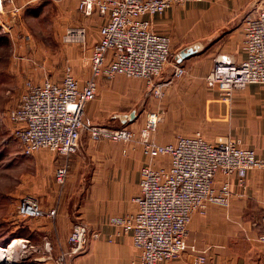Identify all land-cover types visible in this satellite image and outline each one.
<instances>
[{
  "label": "crops",
  "instance_id": "1",
  "mask_svg": "<svg viewBox=\"0 0 264 264\" xmlns=\"http://www.w3.org/2000/svg\"><path fill=\"white\" fill-rule=\"evenodd\" d=\"M46 1L55 5L58 33L66 27L85 29L84 39L79 40L82 44L65 47L68 59L63 55L65 63L70 62L76 78L84 84L91 75L93 46L100 39V28L107 22L108 14L103 15L97 5L90 13L79 12L81 0H12L8 6L11 9L13 4L14 9L22 10L21 16L24 14V18L31 19L39 15L37 10ZM257 1L178 2L163 14L148 17L153 29L171 37L172 57L182 45L212 37L227 28L203 52L186 59L172 80L165 83L159 101L161 133L154 136L158 143H173L179 135L191 136L201 131L209 143L233 140L256 150L258 155L264 154V84L235 87L232 96L227 98L207 82L215 57L221 56L231 63L245 59L244 25L241 22L236 26V23L245 11L256 8ZM2 17L8 21L5 14ZM34 58L37 59L33 57L31 64L24 62L26 58L17 63L22 92L27 81H24L25 75L34 83L44 80L38 81L42 72ZM63 76L64 71L57 81ZM118 76L111 82L99 78L98 89L108 87L109 83L120 85L124 79ZM153 113L146 111L130 124L136 133L132 141L103 139L95 142L84 135L80 149L71 157L48 149L35 152L29 160L36 172L34 192L28 194L35 193L46 208H56L57 215L31 218L24 225L17 206L25 194L20 195V189L9 195L2 192L0 198L4 199V205L8 203L6 209L9 207V210L0 212V257L5 256L0 263L35 264L39 251H44L45 237L67 248L68 236L80 221L89 226L90 235L85 251L71 264H139V251L133 245L132 235L112 220L136 211L133 198L140 191L141 169L145 164L153 167L170 164L168 156L147 157L143 152L142 135L137 129L153 125L155 130L158 122ZM67 161L69 173L61 187L56 182L55 171ZM226 179L233 191L231 203L227 206L211 204L205 213L195 212L188 226L187 250L180 258L160 264H194L200 253L207 257L205 264H264V242L259 239L264 233V169L250 171L245 186L238 184L236 175L217 176L218 183ZM15 239L19 243L9 248Z\"/></svg>",
  "mask_w": 264,
  "mask_h": 264
},
{
  "label": "built area",
  "instance_id": "2",
  "mask_svg": "<svg viewBox=\"0 0 264 264\" xmlns=\"http://www.w3.org/2000/svg\"><path fill=\"white\" fill-rule=\"evenodd\" d=\"M10 1L0 0V6ZM192 1L200 0H81L82 12L90 13L97 5L109 17L92 49L91 75L81 84L68 68L61 81L46 78L41 83L27 82L19 103L9 112L12 134L23 153L33 155L49 149L71 157L80 149L82 131L88 132L95 142L132 141L136 133L130 128L114 129L85 122V107L96 98L101 77L125 75L151 83L160 76L171 61V37L155 31L148 17L163 14L174 3ZM255 7L243 22L245 59L231 63L221 56L214 58L207 82L223 97H231L235 87L264 84V0H258ZM84 35V27H70L65 38L79 41ZM141 135L145 156H168L170 164L153 167L148 163L142 167L140 191L133 198L136 211L113 219L112 223L132 235L139 264H160L180 258L187 250L188 226L195 212L205 213L211 204L231 203L229 180L218 183L217 176L236 175L238 184L245 186L250 171L264 169V154L258 155L256 150L233 140L209 143L200 131L191 136L179 135L175 142L166 144L153 142L147 128L142 129ZM68 173V161L56 168L55 178L61 187ZM18 214L54 218L57 209L46 208L39 198L27 195L18 203ZM89 235L85 222L75 224L68 247L60 245L62 252L54 259L52 245L46 241L36 264H67L69 256L85 251ZM259 239L264 242V233ZM206 260V255L200 253L194 264H205Z\"/></svg>",
  "mask_w": 264,
  "mask_h": 264
},
{
  "label": "rangeland",
  "instance_id": "3",
  "mask_svg": "<svg viewBox=\"0 0 264 264\" xmlns=\"http://www.w3.org/2000/svg\"><path fill=\"white\" fill-rule=\"evenodd\" d=\"M11 3L12 2H10V4ZM8 5V2H6L2 7L0 6V197L3 193H6V195L16 193L19 189L21 190L20 195L25 194V196H27L34 194L33 196H35V193L28 194L34 192L33 188L35 185L34 174H36V172L32 169V165H30L31 161H29L33 155H25L23 153L19 141L12 134L13 124L9 117V112L19 103L21 94L26 90L27 82L33 80H30L31 78L28 79L25 75L24 81H27L25 83V89L22 92L19 79L21 74H19V70H16V68H18L17 63H22V60L26 58L24 62L31 64L33 63V57H36L37 59L34 58L36 60L34 61L38 63V67H40V71L42 72V78L38 81L46 78L57 81L61 78L63 71L65 76L68 68L71 69V72L76 77L70 62L68 61V64L65 63L63 55L67 58L68 54L64 52V49L74 44H82V42L74 40L69 41L65 38L67 30L70 27L64 28L63 32H57L59 27L55 25V21L58 13L53 2H44L41 6L42 8L37 10L40 16L37 15L31 19L27 17L24 18V14L21 16L22 10L18 11L14 9L13 4L11 9ZM78 11H81L80 8ZM3 14L6 15L8 19L7 22L4 21L5 19L2 17ZM82 67L81 65V68ZM118 77L124 79V82L120 85L109 83L108 87L104 86L98 89L96 98L90 101L85 107L84 121L89 124H106L117 128L119 127V122H117V118H115L114 115L129 113L139 102L145 99L141 114L152 110L155 112L153 113L155 114L154 119L158 122L159 101L166 87L165 82L158 83V79L161 78V75L155 78L151 83L144 78L127 77L125 75H119ZM115 78L107 79V81H114ZM148 89H152V91L145 98V92ZM125 91L127 92L125 93ZM134 91H138V93L136 94ZM155 91H158V93L156 94ZM144 126L137 129L138 131L140 130L139 133H141L142 129H149L150 139L152 138L158 143L155 137L159 135L158 133H161L159 130V122L155 130L153 125L151 127L147 125V127ZM125 127L134 130L130 124ZM86 135L90 137L88 132H86ZM21 168H24L22 169L23 173H20ZM3 201L4 199L0 198V212L9 210V207L6 209L8 203L4 205ZM18 216L23 219L24 225H26L25 221L31 219L22 217L19 214ZM49 238L50 237L44 238L42 246L44 248L45 242L50 241L52 245V254L54 259H56L62 252L60 249L61 244H57L56 242L55 245L52 239ZM22 243L29 244L27 241H22ZM4 248L6 249V247ZM43 253L44 251H39L37 257L42 256ZM77 255L79 254L69 256L67 264H71L72 260ZM3 257L5 258V256L2 255L0 260H2Z\"/></svg>",
  "mask_w": 264,
  "mask_h": 264
},
{
  "label": "water",
  "instance_id": "4",
  "mask_svg": "<svg viewBox=\"0 0 264 264\" xmlns=\"http://www.w3.org/2000/svg\"><path fill=\"white\" fill-rule=\"evenodd\" d=\"M248 14H249V11H245V13L242 14V16L239 18L238 22L236 23V26H237V24L244 22V19L246 18V16ZM234 27H235V25L233 26V28ZM226 30H227V28H223L219 32H217L215 35H213L212 37L196 40L192 43L182 45L180 48H178L175 51V53L173 54V57L171 60L172 63L168 64L165 67V69L163 70V72L161 74V78L158 79V83L169 82L172 79V77L177 73V69L182 68L184 66L186 59L203 52L209 45H211L216 39H218ZM151 91H152V89H148L145 92V98L148 96V94L151 93ZM144 101H145V99H143L141 102H139V104L133 110H131L129 113L115 114L114 117L117 118V122H119V127H117V128L115 126H109L106 124H96L95 123L93 125L100 126V127H109V128L115 127L114 129L123 128L126 125L133 123L139 117V115L141 114L142 106L144 105ZM116 125H117V123H116ZM84 135H86V132L82 131L81 132V138H80V145L83 141ZM79 222L80 221H77L75 224H77Z\"/></svg>",
  "mask_w": 264,
  "mask_h": 264
},
{
  "label": "bare ground",
  "instance_id": "5",
  "mask_svg": "<svg viewBox=\"0 0 264 264\" xmlns=\"http://www.w3.org/2000/svg\"><path fill=\"white\" fill-rule=\"evenodd\" d=\"M136 140V139H135ZM137 141V140H136ZM22 241V240H21ZM17 243H19L18 242V240H14L13 242H12V244L10 245V247L9 248H11V247H13L14 245H16ZM0 253H2V252H0Z\"/></svg>",
  "mask_w": 264,
  "mask_h": 264
}]
</instances>
